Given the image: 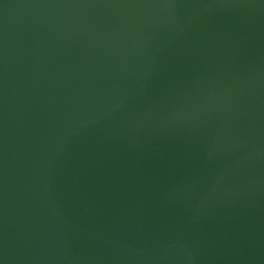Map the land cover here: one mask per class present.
<instances>
[{
  "label": "water",
  "instance_id": "obj_1",
  "mask_svg": "<svg viewBox=\"0 0 264 264\" xmlns=\"http://www.w3.org/2000/svg\"><path fill=\"white\" fill-rule=\"evenodd\" d=\"M0 264H264V0H0Z\"/></svg>",
  "mask_w": 264,
  "mask_h": 264
}]
</instances>
